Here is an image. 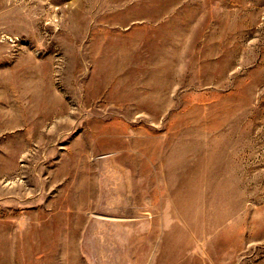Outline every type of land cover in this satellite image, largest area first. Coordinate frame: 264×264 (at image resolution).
Segmentation results:
<instances>
[{
	"label": "rangeland",
	"instance_id": "1",
	"mask_svg": "<svg viewBox=\"0 0 264 264\" xmlns=\"http://www.w3.org/2000/svg\"><path fill=\"white\" fill-rule=\"evenodd\" d=\"M0 264H264V0H0Z\"/></svg>",
	"mask_w": 264,
	"mask_h": 264
}]
</instances>
